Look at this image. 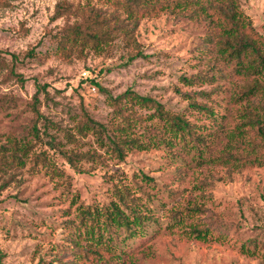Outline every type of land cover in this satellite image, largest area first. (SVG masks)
Listing matches in <instances>:
<instances>
[{
	"label": "rangeland",
	"instance_id": "obj_1",
	"mask_svg": "<svg viewBox=\"0 0 264 264\" xmlns=\"http://www.w3.org/2000/svg\"><path fill=\"white\" fill-rule=\"evenodd\" d=\"M120 1L0 0L1 263L264 264V139L247 123L262 101L242 93L264 70L238 74L208 42V19L170 0L134 24L133 42L57 51L60 34L92 11L125 18ZM59 2L72 12L54 16ZM237 3L264 36V0ZM130 90L189 128L171 130L157 105L121 97ZM202 101L209 110L193 106ZM127 134L137 143L121 156L111 138ZM16 142L32 144L28 157L14 158ZM119 194L140 209L142 233L106 230V246L80 208L119 203Z\"/></svg>",
	"mask_w": 264,
	"mask_h": 264
},
{
	"label": "trees",
	"instance_id": "obj_2",
	"mask_svg": "<svg viewBox=\"0 0 264 264\" xmlns=\"http://www.w3.org/2000/svg\"><path fill=\"white\" fill-rule=\"evenodd\" d=\"M169 3L173 7L179 6L180 11L183 14H187L190 18L203 16L208 19L207 21L211 25L207 39L208 42H214L216 44L218 52L226 64L234 61L239 66L237 68L239 71L238 74L255 75L258 74L257 72L259 70H264V36L258 33L251 21L244 16L238 7L237 0H170ZM119 4L126 13L125 18L114 14L106 15L105 13L92 11L83 22L68 26L65 31L61 34L59 33L60 36L56 40L57 51L62 55H66V48L75 46L76 44H82L84 47H102L117 36H122L127 43L133 42L134 24L144 15L159 11L163 8L160 0H121ZM188 5L190 8H187ZM65 12H72L71 5L64 2L57 3L54 16L58 17ZM29 54L34 55V49ZM142 54L141 50L136 53V55ZM13 56L15 59L18 57L16 54H13ZM11 71L23 82V75L15 71L14 65ZM214 72L221 73L220 68L215 67ZM197 78V76H183V80L187 83H192ZM246 81L242 93H245L249 98L258 97L262 101L259 110L261 115L257 111L251 110L249 114L251 116L248 118L249 122L247 123L253 125L259 133L258 136L264 139V76L246 78ZM39 92L40 88L37 89L34 95L35 102H39ZM202 93L203 95L207 94L206 91ZM127 95H131L130 98L136 99L138 103L157 105L153 98L138 94L135 91L130 90V92H126L121 97ZM193 103V106L201 111L210 109V106L206 102ZM157 106V114L169 123L171 130L181 131L189 128L187 120L181 114H171L162 110L160 104ZM88 120L93 126L101 125L103 127L102 124L97 123L91 117H88ZM124 129L123 131H125ZM120 137L123 139L111 138V143L114 151L122 156L124 146L137 143V139L130 137L128 134L127 136ZM31 147L32 144L29 142L23 144L16 142L15 147H13L14 158L20 159L22 156L28 157ZM87 156L94 159L90 154H87ZM71 158L72 156H68L70 163L73 164L74 160ZM5 159L6 154L2 153L0 155V163ZM119 198V203L111 202L109 205L100 207L97 205L80 208V216L82 222L85 223L86 231L88 229L93 237L96 231L99 236V242L103 241V244L106 246L110 243V241L108 242L104 238L103 232L106 230L111 231L112 228H117L114 231H118V228H124L128 231L129 236H136L142 233L143 217L139 212L140 209L137 204L128 203V200L122 194H119ZM195 231L196 235L202 239H206L209 235L208 230L202 231L196 228ZM113 233L116 234V232ZM111 239H113V236H111ZM0 264H2L1 260Z\"/></svg>",
	"mask_w": 264,
	"mask_h": 264
}]
</instances>
